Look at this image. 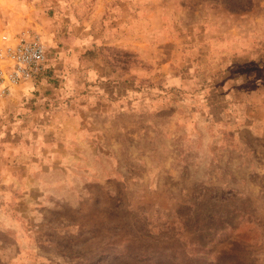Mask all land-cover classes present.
<instances>
[{"label":"rangeland","instance_id":"374dc122","mask_svg":"<svg viewBox=\"0 0 264 264\" xmlns=\"http://www.w3.org/2000/svg\"><path fill=\"white\" fill-rule=\"evenodd\" d=\"M81 28L93 45L87 56L98 58L112 89L130 98L115 101L157 105L161 97L182 112L191 100L203 106V90L191 94L206 87L223 46L258 45L263 53L264 0H0V32L35 34L47 48V68L29 82L34 87L63 85L51 63ZM170 77L182 93L166 91ZM199 116L187 127L183 115L172 114L177 129L170 131L165 114L146 115L157 137L147 140L145 152L155 159L170 153V161L138 164L121 161L120 146L98 149L109 157L99 165L116 189L91 196L67 188L64 228L61 209L59 218L57 209L34 218L48 220V233L34 234L41 239L34 255L44 259L33 264H264V141L245 123L231 134V125L220 129ZM132 174L140 181L124 198L117 182Z\"/></svg>","mask_w":264,"mask_h":264},{"label":"crops","instance_id":"0c3cea01","mask_svg":"<svg viewBox=\"0 0 264 264\" xmlns=\"http://www.w3.org/2000/svg\"><path fill=\"white\" fill-rule=\"evenodd\" d=\"M86 36L83 28L79 29L77 39L67 42L66 51L57 53L59 57L51 63L56 73H63V88L42 84L34 87L28 82L0 97V264H27L28 260L33 264L35 259H44L34 255V241L40 239L34 234H47L43 227L48 228V220L41 216L40 221L34 222V218L42 212L47 216V211L55 209L59 218L61 209L64 228L67 188L91 196H98L99 192L111 194L116 189L114 181L108 180L112 174L99 165L109 157L98 149L111 151L113 145L120 146L121 161L128 158L138 164L172 160L170 153L155 159L145 152L147 140L157 137L156 126L147 123L146 115L165 114L163 124L169 125L170 131L177 129V119L172 121V114L177 116V112L185 117L187 127L197 113L198 118L216 121L220 129L231 125V134L245 123L254 137L264 141V51L259 54L258 45L223 46L217 69L210 71L206 87L191 94L198 97L203 90L199 99L204 108L196 107L197 103L191 100L179 112L177 105H165L167 102L161 97L157 105L146 104L140 98L131 105L127 91L112 89L111 82L97 69L98 58L87 56L86 51L93 45H87ZM66 52L67 57L63 56ZM169 80L166 91L170 95L182 93L172 83L173 78ZM120 96L128 100H114ZM215 97L218 100H213ZM211 109L217 111V119H213ZM243 109L255 111L246 115ZM169 139L171 143L172 134ZM110 156L115 159V155ZM159 165L156 167L161 168ZM135 178L132 174L117 182L124 198L129 196L128 187L134 180L140 181L139 176ZM93 202L97 204L96 199ZM4 242L10 244L2 245ZM22 243L27 247L19 246ZM56 255L60 257L58 251Z\"/></svg>","mask_w":264,"mask_h":264},{"label":"built area","instance_id":"2783aa9c","mask_svg":"<svg viewBox=\"0 0 264 264\" xmlns=\"http://www.w3.org/2000/svg\"><path fill=\"white\" fill-rule=\"evenodd\" d=\"M47 48L35 34L23 33L9 38L0 32V95L33 82L47 68Z\"/></svg>","mask_w":264,"mask_h":264},{"label":"trees","instance_id":"16d2710c","mask_svg":"<svg viewBox=\"0 0 264 264\" xmlns=\"http://www.w3.org/2000/svg\"><path fill=\"white\" fill-rule=\"evenodd\" d=\"M37 80V79H36Z\"/></svg>","mask_w":264,"mask_h":264}]
</instances>
